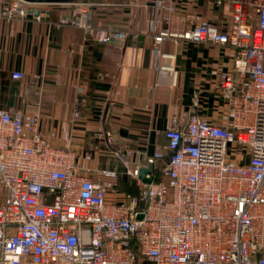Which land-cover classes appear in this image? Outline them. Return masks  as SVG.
<instances>
[{
  "label": "built area",
  "instance_id": "1",
  "mask_svg": "<svg viewBox=\"0 0 264 264\" xmlns=\"http://www.w3.org/2000/svg\"><path fill=\"white\" fill-rule=\"evenodd\" d=\"M138 1L150 7L157 58L172 39L157 27L193 0ZM208 2L229 7V28L190 19L188 35L232 50L230 68L218 74L220 124L173 116L150 154L112 149L111 133L97 131L120 171L91 166L92 152L80 160L68 147L86 104L82 86L63 125L66 147L43 136L37 114L0 108V264H264V0ZM35 12L23 0H0V20H40ZM89 20L80 3L59 25L98 44L128 39ZM141 168L150 169V183ZM122 180L134 195L119 190Z\"/></svg>",
  "mask_w": 264,
  "mask_h": 264
},
{
  "label": "crops",
  "instance_id": "2",
  "mask_svg": "<svg viewBox=\"0 0 264 264\" xmlns=\"http://www.w3.org/2000/svg\"><path fill=\"white\" fill-rule=\"evenodd\" d=\"M25 2L42 18L0 20V108L37 114L41 133L54 145L67 146L63 125L71 118L76 85L83 87L86 104L71 126L68 147L80 160L92 152L91 166L122 171L111 148L94 137L99 130L111 133L112 149L150 154L165 143L163 132L173 116L196 114L222 122L218 74L230 68L232 50L194 43L188 32L190 19L212 20L228 29V6L212 9L208 0L181 6L157 27L172 39L162 41L156 58L149 26L153 16L138 0ZM80 3L89 11L91 26L123 30L128 39L122 45L98 44L81 28L59 25ZM12 72L23 73V79H13ZM124 182L119 183L121 192ZM111 200L108 195L106 201Z\"/></svg>",
  "mask_w": 264,
  "mask_h": 264
},
{
  "label": "water",
  "instance_id": "3",
  "mask_svg": "<svg viewBox=\"0 0 264 264\" xmlns=\"http://www.w3.org/2000/svg\"><path fill=\"white\" fill-rule=\"evenodd\" d=\"M25 1L32 2V3H42V2H50L51 0H25ZM35 13H37V10H36ZM149 172H150V169L149 168H141V170H140V179L144 183H150L151 182V178H149V179H145L144 178V175L146 173H149Z\"/></svg>",
  "mask_w": 264,
  "mask_h": 264
},
{
  "label": "trees",
  "instance_id": "4",
  "mask_svg": "<svg viewBox=\"0 0 264 264\" xmlns=\"http://www.w3.org/2000/svg\"><path fill=\"white\" fill-rule=\"evenodd\" d=\"M123 182H124V180H123ZM123 184L124 185H123L122 189L125 193L131 194V195H134L136 193V189L133 186H128L126 184V182H124Z\"/></svg>",
  "mask_w": 264,
  "mask_h": 264
}]
</instances>
